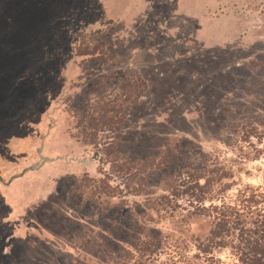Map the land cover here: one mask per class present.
Instances as JSON below:
<instances>
[{
	"label": "rangeland",
	"instance_id": "rangeland-1",
	"mask_svg": "<svg viewBox=\"0 0 264 264\" xmlns=\"http://www.w3.org/2000/svg\"><path fill=\"white\" fill-rule=\"evenodd\" d=\"M9 1L0 0V264H238L233 237L194 258L213 218L186 192V174L127 193L137 180L89 139L114 133L87 117L102 98L123 104L143 79L122 152L142 157L164 143L175 165L214 168L207 206L264 187V0H15L20 14ZM85 173H110L117 195L85 187L73 209ZM144 233L162 241L157 256L136 251Z\"/></svg>",
	"mask_w": 264,
	"mask_h": 264
},
{
	"label": "trees",
	"instance_id": "trees-1",
	"mask_svg": "<svg viewBox=\"0 0 264 264\" xmlns=\"http://www.w3.org/2000/svg\"><path fill=\"white\" fill-rule=\"evenodd\" d=\"M9 3L16 8V13L20 14V10L26 9L25 6L20 7V3H15V0H10ZM138 81L142 85L139 90L136 87L134 88L135 93L133 95L135 97L130 92L123 93L125 96V99L122 100L123 104H117L114 100L105 102L102 98V102H99L93 110L94 113L89 114L87 123H89L88 126L91 129L97 130L100 127H107L114 133L109 136L108 140L97 142L96 138L94 139L96 133L92 132L89 137L91 143L103 146L102 155H105V160L111 163L112 168H116L119 173L126 174L128 177L132 176L133 179L137 180L136 186H131L126 182L124 189L130 194H138L140 191H144V185H156L161 181H169V179L175 182L186 174L183 179L185 182L182 184L187 186L186 192H190L194 200L197 203H201L202 207H199L206 211V215L213 218L210 235L206 240L207 243L205 242L199 246L200 253L195 255L194 258H200L201 254H212L213 249L225 247L228 245V238L233 237L231 247L237 256L238 264H264V187L240 190L237 195V202L232 203L221 200L220 204L207 206L204 205L206 200L213 201L215 199L212 195L211 186L216 181L215 178H211L216 172L214 168H203L196 171L191 167L185 168L180 166V164L175 165L178 161V156L172 155L171 147L165 146L164 143L157 146V151L150 150L142 157H130L119 149L122 130L128 121L132 103L137 102L148 89L146 81L140 78H138ZM138 81L136 82L138 83ZM112 128L117 129V132ZM252 129H254V126ZM82 137H84V134ZM102 159L101 157L100 163L103 161ZM202 178L205 179L204 184L200 183ZM110 179V173L100 179H96L88 173L75 178L76 185L72 195L71 207L75 210H80L82 207L81 203L84 201L83 191L85 187H91L99 194L116 196L118 186H114ZM175 187L180 188L178 186ZM79 198L81 202L77 204L75 201ZM165 198L168 199L167 196H161L153 200L161 202ZM151 199V195L147 196V200L151 201ZM161 245L162 241L156 235L144 233L143 238L136 241L135 249L139 254L157 256L160 253ZM148 258L151 259L153 257ZM208 260L213 261V264H222V261L213 255L209 256ZM164 264L182 263L173 259L171 262ZM185 264H196V262L190 259Z\"/></svg>",
	"mask_w": 264,
	"mask_h": 264
},
{
	"label": "crops",
	"instance_id": "crops-1",
	"mask_svg": "<svg viewBox=\"0 0 264 264\" xmlns=\"http://www.w3.org/2000/svg\"><path fill=\"white\" fill-rule=\"evenodd\" d=\"M70 136V135H69ZM70 138L73 140V143L72 144H70V145H68V147L70 146L71 147V149H69L70 151H72V150H77L76 152H77V154H80V153H82L81 152V146H82V143L80 142V141H78V139H76V138H74V137H71L70 136ZM43 145V144H42ZM43 148V146H41V148H40V155H42V152H43V150L41 151V149ZM86 146H84L83 145V148H82V150L84 151V152H87L86 151ZM43 156V155H42ZM26 160V159H25ZM19 161V160H18ZM18 161H17V163L15 164V167H20V165H23V164H19L18 163ZM91 168L90 169H88V171H92V169L93 170H96V167L95 168H93L92 166H90ZM28 171V169H20V170H18V172H17V174L15 175V176H17L18 178H22L21 176H23L24 174H26V172ZM7 179V180H6ZM9 179L8 178H5V181H8ZM12 180V179H11Z\"/></svg>",
	"mask_w": 264,
	"mask_h": 264
}]
</instances>
